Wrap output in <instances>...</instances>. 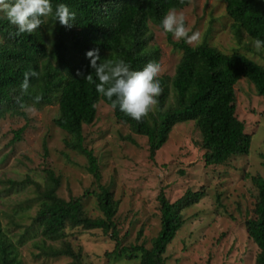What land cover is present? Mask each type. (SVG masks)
<instances>
[{
    "label": "trees",
    "instance_id": "trees-1",
    "mask_svg": "<svg viewBox=\"0 0 264 264\" xmlns=\"http://www.w3.org/2000/svg\"><path fill=\"white\" fill-rule=\"evenodd\" d=\"M232 19L234 34L241 41L246 33L250 39H264V0H224ZM67 4L76 12L71 27L61 25L49 14L32 33L16 34L4 12L0 13V116L7 112L26 116L29 104L39 106L58 103L55 124L69 137L66 146L87 158V169L94 176L97 188L68 199L58 194L61 176L54 169H46L47 182L39 190V208L32 217V225L40 227L43 244L35 257L47 259L71 257L74 264H82L83 253L75 249L68 236L73 229H101L115 240L116 247L107 252L111 264L126 256L140 264H167L164 255L168 244L185 224L184 209L201 201L206 190L187 188L176 200H170L164 189L157 199L160 209V230L144 243L121 246L116 214L120 202L110 186L102 183L98 157L85 145L83 126L94 122L97 103L104 100L120 122L133 133L144 135L149 158L155 160L157 151L168 140L176 123L194 121L200 132L198 145L204 150L206 165H221L236 155H247L252 135L237 112L236 85L251 81L258 94L264 96V65L244 52L234 49L225 52L204 38L196 45L183 38L169 43L181 53L174 75H159L161 92L157 104L140 120H136L113 106L111 100L95 90V84L84 79L91 68L86 52L96 50L100 60L124 59L134 70L149 61H160L161 50L151 43V26H160L161 18L170 9H181L190 0H52L53 11L58 3ZM26 71L37 75L29 78V88H20ZM98 82V81H97ZM39 95V101L34 97ZM114 98V97H113ZM23 105V106H22ZM25 126L15 134L21 138ZM124 138L132 144L137 140L128 134ZM45 152L47 147L45 146ZM251 179L257 196L254 215L246 219L248 237L257 245L256 264H264V176ZM94 196L100 215L92 216L85 200ZM70 229L68 232L67 230ZM142 230L139 231V238ZM60 242L58 246L50 243ZM0 264H24L13 238L5 230L0 209Z\"/></svg>",
    "mask_w": 264,
    "mask_h": 264
},
{
    "label": "rangeland",
    "instance_id": "rangeland-1",
    "mask_svg": "<svg viewBox=\"0 0 264 264\" xmlns=\"http://www.w3.org/2000/svg\"><path fill=\"white\" fill-rule=\"evenodd\" d=\"M174 10L184 13L189 35L199 33L198 40L190 44L205 38L225 52L238 49L264 65V50L258 52L246 33L241 41L234 34L224 0H190L185 7ZM151 29V43L161 50L159 75L172 76L181 53L169 43L161 27L152 25ZM235 87L238 116L251 133L252 144L247 155L233 156L221 165H206L194 121L176 123L153 161L146 136L133 133L127 124L118 121L104 100L97 103L94 122L83 126L85 145L98 157L102 183L111 187L120 202L115 219L121 246H151L160 230V189L174 201L187 188L204 186L206 194L201 201L183 211L186 221L167 246V264H256L258 247L248 237L246 219L254 215L257 196L251 176H264V96L249 80H241ZM23 110L26 116L11 112L0 116L2 222L24 264H74L67 256L35 257L43 239L40 227L32 225L40 193L34 181L45 186V168L54 169L61 176L58 194L66 199L98 186L87 169V158L66 146L69 135L54 122L58 103L29 104ZM24 126L21 138L14 141L16 132ZM128 134L137 144L124 138ZM85 205L90 215L101 214L93 195L86 198ZM71 231L68 238L75 249L82 250V264H111L106 253L115 249L116 242L110 234L101 229ZM52 244L58 246L60 242ZM113 264L140 263L122 256Z\"/></svg>",
    "mask_w": 264,
    "mask_h": 264
},
{
    "label": "clouds",
    "instance_id": "clouds-1",
    "mask_svg": "<svg viewBox=\"0 0 264 264\" xmlns=\"http://www.w3.org/2000/svg\"><path fill=\"white\" fill-rule=\"evenodd\" d=\"M0 11L4 12L10 24L15 25L17 35L32 33L43 22L41 18L48 17L49 14L67 27H71L76 18V12L63 2L58 3L53 11L52 0H0ZM160 26L165 33H171L175 39L183 38L186 43L199 38L197 32L188 34L182 11L170 9L161 18ZM250 43L258 52L264 50V39L254 38ZM86 56L90 58L89 63L96 79L93 80L92 72L84 76V79L94 83L97 93L109 98L113 106L118 105L121 112L140 120L157 104V97L161 92L158 78L161 65L158 61H149L141 69L134 70L122 58L97 63L100 57L96 50H89ZM36 75L35 71L24 73L20 84L22 91L27 92L29 78ZM40 99L39 95L34 97L36 101Z\"/></svg>",
    "mask_w": 264,
    "mask_h": 264
}]
</instances>
